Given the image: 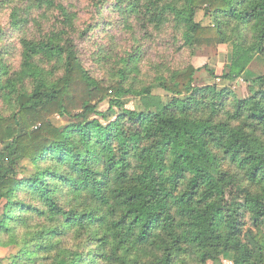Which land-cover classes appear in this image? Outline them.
<instances>
[{
	"label": "trees",
	"instance_id": "trees-1",
	"mask_svg": "<svg viewBox=\"0 0 264 264\" xmlns=\"http://www.w3.org/2000/svg\"><path fill=\"white\" fill-rule=\"evenodd\" d=\"M178 1L156 21L172 18L192 49L231 44L223 80L244 81L246 98L196 87L193 67L135 91L123 81L138 53L122 80L104 86L74 41L59 37L24 40L13 75L0 60V96L15 107L0 117V235L19 249L11 264H147L136 256L147 251L149 264L223 255L264 264V75L250 69L264 59V0ZM200 11L211 26L196 21ZM41 56L56 59L63 76L47 78ZM29 79L31 91L21 86ZM127 96L144 110L128 109ZM55 115L67 124L54 125ZM23 162L33 174L21 176Z\"/></svg>",
	"mask_w": 264,
	"mask_h": 264
},
{
	"label": "rangeland",
	"instance_id": "rangeland-1",
	"mask_svg": "<svg viewBox=\"0 0 264 264\" xmlns=\"http://www.w3.org/2000/svg\"><path fill=\"white\" fill-rule=\"evenodd\" d=\"M171 2L181 4L178 0H125L123 4L120 0H0V60L13 75L22 69L24 40L39 42L59 37L74 41L80 64L92 79L104 86L122 80L120 72L126 67L129 56L138 53L133 61L139 62L130 65L131 68L137 65L136 69L127 73L123 81L126 87L135 91L155 86L160 78L167 79L175 72L193 67L197 70L196 87L214 85L218 89L228 88L231 98H246L249 89L244 81L223 80L229 71L231 44L213 49H192L195 47L185 45L182 30L172 18L164 23L156 21L158 13ZM134 4L137 7L134 8ZM196 21L203 26L212 25L204 11H200ZM85 32L87 35L83 38ZM248 36L251 38L252 33L248 32ZM56 61L43 56L36 60L46 77L53 80L64 74ZM250 69L257 75H264V59L257 57ZM21 86L31 91L32 80L23 82ZM153 94L165 101L168 99V94L159 88H154ZM125 100L128 109L144 110L139 98L127 96ZM108 108L107 101L99 106L102 112ZM14 111L12 100L0 96V117H9ZM115 111L120 112L119 109ZM114 118L112 116L111 119ZM67 120L59 115L51 117V122L58 127L66 125ZM22 166L25 168L20 172L22 177L34 173L30 163L23 162ZM9 240V236L0 235V264H11L18 254L17 246H6ZM147 252L136 256L149 264L152 256ZM130 257L134 258L133 255ZM102 264L124 263L111 261ZM125 264L132 263L127 261ZM178 264L196 262L194 257L187 256ZM208 264H233V260L231 255H223L218 261Z\"/></svg>",
	"mask_w": 264,
	"mask_h": 264
}]
</instances>
